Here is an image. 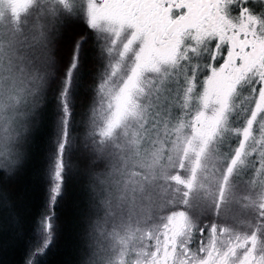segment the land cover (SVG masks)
<instances>
[{
  "label": "snow or ice",
  "instance_id": "1",
  "mask_svg": "<svg viewBox=\"0 0 264 264\" xmlns=\"http://www.w3.org/2000/svg\"><path fill=\"white\" fill-rule=\"evenodd\" d=\"M46 120L50 207L26 264L58 239L66 151L90 264H264V0H0V184Z\"/></svg>",
  "mask_w": 264,
  "mask_h": 264
},
{
  "label": "trees",
  "instance_id": "2",
  "mask_svg": "<svg viewBox=\"0 0 264 264\" xmlns=\"http://www.w3.org/2000/svg\"><path fill=\"white\" fill-rule=\"evenodd\" d=\"M71 27L74 32L84 30L81 24ZM86 96L87 90L84 89L82 103ZM79 121L80 117L77 116L70 135L79 137L82 130ZM53 139L50 121L41 122L25 170L15 181L0 184V264H26L30 250L39 246L41 226L38 221L48 214L50 207L48 196L52 182L49 166L54 153ZM77 154L74 151H66L65 154V181L61 187L62 195L55 206L58 239L44 255L34 258L35 264H87L84 182L70 175L71 159ZM9 200L12 201L11 205ZM17 215L22 217V232L15 226L14 217Z\"/></svg>",
  "mask_w": 264,
  "mask_h": 264
},
{
  "label": "rangeland",
  "instance_id": "3",
  "mask_svg": "<svg viewBox=\"0 0 264 264\" xmlns=\"http://www.w3.org/2000/svg\"><path fill=\"white\" fill-rule=\"evenodd\" d=\"M39 125V124H38ZM38 125L36 126V128L34 129L33 135H32V139L29 145V153L32 151V146L35 143V137L37 134V130H38ZM83 161L82 158L79 154L75 155L74 157H72L71 159V171H70V175L75 178L76 180H82V183L84 182V185L82 186L83 188V193H84V198H85V202H86V191L84 189L85 186V176L83 175L84 173V166L82 165ZM84 176V177H82ZM87 205V204H86ZM86 214H87V210H86ZM86 234H87V229H86ZM96 250L94 245L91 244V242L89 241L88 237H87V245H86V262L87 264H90V262L94 259H96Z\"/></svg>",
  "mask_w": 264,
  "mask_h": 264
}]
</instances>
